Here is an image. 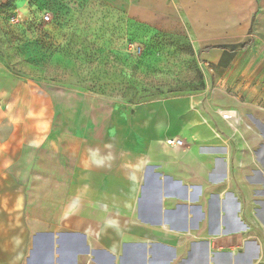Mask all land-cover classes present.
Masks as SVG:
<instances>
[{"label": "crops", "instance_id": "crops-1", "mask_svg": "<svg viewBox=\"0 0 264 264\" xmlns=\"http://www.w3.org/2000/svg\"><path fill=\"white\" fill-rule=\"evenodd\" d=\"M217 96L112 109L74 158H37L34 201L7 174L27 137L0 138V264H264V115Z\"/></svg>", "mask_w": 264, "mask_h": 264}, {"label": "rangeland", "instance_id": "rangeland-1", "mask_svg": "<svg viewBox=\"0 0 264 264\" xmlns=\"http://www.w3.org/2000/svg\"><path fill=\"white\" fill-rule=\"evenodd\" d=\"M62 1L79 13L58 31L42 21L50 0H0V138L27 137L16 195L38 200L37 158H74L90 137L74 132L98 135L119 106L227 93L264 115V0Z\"/></svg>", "mask_w": 264, "mask_h": 264}, {"label": "trees", "instance_id": "trees-1", "mask_svg": "<svg viewBox=\"0 0 264 264\" xmlns=\"http://www.w3.org/2000/svg\"><path fill=\"white\" fill-rule=\"evenodd\" d=\"M49 9L53 13V19L51 20L52 26L54 28H58V31H59V29L61 31L62 25H65L71 17L76 16L79 13V11L75 12V10L68 8L63 3H61V2L59 3L56 0H50ZM251 21H253V20H251ZM62 22H64V23H62ZM249 30H251V27L249 28ZM243 49H244V47H243ZM209 50H210V48H204L203 49L204 52H207Z\"/></svg>", "mask_w": 264, "mask_h": 264}, {"label": "built area", "instance_id": "built-area-1", "mask_svg": "<svg viewBox=\"0 0 264 264\" xmlns=\"http://www.w3.org/2000/svg\"><path fill=\"white\" fill-rule=\"evenodd\" d=\"M58 1L59 3H63L65 6H67L68 8L72 9V10H75V8L73 7H76V6H72V5H67L66 3H64L62 0H56ZM52 20V16L49 12H45V14L42 16V21L45 23V22H50ZM225 119H229L228 116H224L222 115ZM162 144L168 148H170L171 150L172 149H179V148H182L184 145H183V142L181 139L177 138V137H174L172 139H166L162 142Z\"/></svg>", "mask_w": 264, "mask_h": 264}, {"label": "bare ground", "instance_id": "bare-ground-1", "mask_svg": "<svg viewBox=\"0 0 264 264\" xmlns=\"http://www.w3.org/2000/svg\"><path fill=\"white\" fill-rule=\"evenodd\" d=\"M219 113H223L224 116H228V118H232L235 117L237 120H239V116L237 115V113L235 111L231 112H223L222 110H219ZM240 121V120H239ZM71 203V202H70ZM113 224V222H112Z\"/></svg>", "mask_w": 264, "mask_h": 264}]
</instances>
